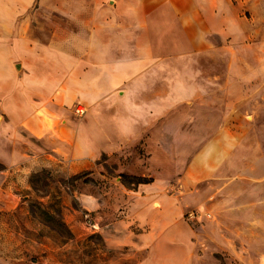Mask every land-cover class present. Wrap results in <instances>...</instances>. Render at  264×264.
Masks as SVG:
<instances>
[{"label":"rangeland","instance_id":"1","mask_svg":"<svg viewBox=\"0 0 264 264\" xmlns=\"http://www.w3.org/2000/svg\"><path fill=\"white\" fill-rule=\"evenodd\" d=\"M15 1L0 0V17L28 23L42 41L57 25L79 31L75 13L89 16L79 0H65L72 17L52 8L57 0ZM257 25V40L210 37L209 52L145 72L146 86L131 81L101 102L94 126L75 103L72 118L97 146L84 169L23 128L3 131L0 116V264H143L157 229L175 222L188 225L192 264H264Z\"/></svg>","mask_w":264,"mask_h":264},{"label":"crops","instance_id":"2","mask_svg":"<svg viewBox=\"0 0 264 264\" xmlns=\"http://www.w3.org/2000/svg\"><path fill=\"white\" fill-rule=\"evenodd\" d=\"M28 1L13 3L26 7ZM56 3L52 8L68 16L65 0ZM78 4L88 6L83 12H89L87 18L76 13L73 17L81 29L73 32L57 25L46 41L35 37L28 23L0 17L1 129L11 134L17 128L29 131L47 141L65 165L78 170L93 162L97 146L87 131L89 125L72 118L75 103L87 106L89 124L94 126L101 102L116 90L129 88L131 81L146 86L145 72L166 60L209 52L210 37L235 43L257 40V24L264 21V0H79ZM187 227L175 222L158 228L143 264H192Z\"/></svg>","mask_w":264,"mask_h":264},{"label":"built area","instance_id":"3","mask_svg":"<svg viewBox=\"0 0 264 264\" xmlns=\"http://www.w3.org/2000/svg\"><path fill=\"white\" fill-rule=\"evenodd\" d=\"M85 112H86V108L83 106V105H77V106H75V108H74V110H73V113L76 115V116H82V115H84L85 114ZM205 216H209V214L208 213H205L204 214ZM190 217H200V216H198V213L197 212H192L191 214H190Z\"/></svg>","mask_w":264,"mask_h":264}]
</instances>
